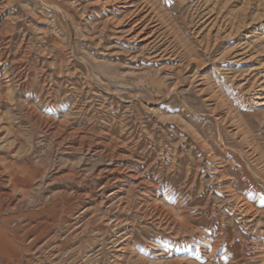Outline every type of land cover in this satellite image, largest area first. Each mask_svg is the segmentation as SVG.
Listing matches in <instances>:
<instances>
[{
    "label": "rangeland",
    "instance_id": "374dc122",
    "mask_svg": "<svg viewBox=\"0 0 264 264\" xmlns=\"http://www.w3.org/2000/svg\"><path fill=\"white\" fill-rule=\"evenodd\" d=\"M150 1L0 0V264H264V0Z\"/></svg>",
    "mask_w": 264,
    "mask_h": 264
},
{
    "label": "bare ground",
    "instance_id": "6f19581e",
    "mask_svg": "<svg viewBox=\"0 0 264 264\" xmlns=\"http://www.w3.org/2000/svg\"><path fill=\"white\" fill-rule=\"evenodd\" d=\"M78 3H81L82 0H76ZM87 1V0H86ZM90 4L83 7L85 13L92 10V13L98 15L97 20L105 21L104 25L108 23H117L123 24L126 27H130V33L132 40H145V36L148 34V30L151 28L160 27V24L163 22L158 11L155 9L154 4L150 0H90ZM85 2V1H84ZM83 2V3H84ZM155 3V2H154ZM92 4V5H91ZM82 6V3H81ZM99 6L107 9L105 13L100 15V12H94L99 8ZM77 8V7H76ZM101 11V10H100ZM155 13V16H154ZM94 15V14H92ZM107 16H110V19H106ZM157 17V19H156ZM119 18V20H118ZM92 19V18H91ZM95 19V18H94ZM87 21V20H86ZM161 21V23L159 22ZM155 25H154V24ZM89 24V23H88ZM121 24V26H122ZM154 26H153V25ZM99 25V24H98ZM103 26V25H101ZM100 26V27H101ZM124 26V27H125ZM103 28V27H101ZM100 28V30H101ZM119 28V27H118ZM159 29V28H158ZM162 29V28H161ZM160 29V30H161ZM165 29V28H163ZM166 30V29H165ZM99 31V30H98ZM114 31V30H113ZM125 31V30H124ZM110 32V31H109ZM120 32V31H119ZM127 32V30H126ZM114 33V32H113ZM112 33V34H113ZM151 33V32H150ZM156 33V32H155ZM158 33V32H157ZM100 34V33H99ZM108 34V33H107ZM121 34V33H120ZM96 35V34H95ZM124 35V34H123ZM99 37V35L97 34ZM108 36V35H107ZM129 36V37H130ZM150 36V35H149ZM151 36H153L151 34ZM103 36H101L102 38ZM155 37V35H154ZM107 37L104 39L106 40ZM120 38V37H119ZM128 38V37H127ZM108 39V38H107ZM115 39V38H114ZM125 39V37L123 38ZM130 39V40H131ZM100 40V39H99ZM113 40V39H112ZM155 40V39H154ZM103 41V40H102ZM124 41V40H123ZM105 42V41H104ZM127 42V41H126ZM130 42V41H129ZM148 42V41H147ZM143 43V42H142ZM105 44V43H104ZM128 44V43H127ZM132 44V43H131ZM144 44V43H143ZM148 49V48H147ZM154 59V58H153ZM67 60V59H66ZM123 61V60H122ZM68 70V69H67ZM261 85V84H260ZM256 90V89H255ZM254 95V94H253ZM241 97V96H240ZM253 99V98H252ZM74 128V127H73ZM71 131V130H70ZM78 132V131H77ZM78 137V136H77ZM79 138V137H78ZM66 141V140H65ZM75 142V140H74ZM72 143V142H71ZM73 145V144H72ZM113 163V162H112ZM126 171V170H125ZM113 174V173H112ZM125 175V174H124ZM127 177V176H126ZM125 178V177H124ZM129 178V177H128ZM63 180V179H62ZM155 211V210H154ZM245 212V211H244ZM159 213V212H158ZM143 214V213H142ZM162 217V216H161Z\"/></svg>",
    "mask_w": 264,
    "mask_h": 264
}]
</instances>
